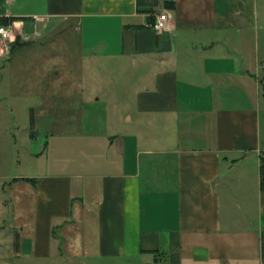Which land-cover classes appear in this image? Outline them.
<instances>
[{
	"label": "crops",
	"instance_id": "1",
	"mask_svg": "<svg viewBox=\"0 0 264 264\" xmlns=\"http://www.w3.org/2000/svg\"><path fill=\"white\" fill-rule=\"evenodd\" d=\"M8 18L44 39L12 58L67 25L65 37L81 36L86 77L71 79L66 61L62 99L67 115L80 100L77 121L94 129L79 134L75 161L30 178L35 214L19 257L63 256L88 217L86 256L100 263L264 264V0H0ZM99 62L127 77L102 86ZM110 106L125 118L103 127L96 116Z\"/></svg>",
	"mask_w": 264,
	"mask_h": 264
},
{
	"label": "rangeland",
	"instance_id": "2",
	"mask_svg": "<svg viewBox=\"0 0 264 264\" xmlns=\"http://www.w3.org/2000/svg\"><path fill=\"white\" fill-rule=\"evenodd\" d=\"M64 28L66 29L62 32ZM64 28L53 35L54 43L47 44V48H27L13 58V51L19 46L15 45L17 39L20 38V42L27 45L33 39L41 37V29L31 34H23L26 35L24 37L13 32L9 40L0 39L2 53L4 51L10 56L0 59V264H104L86 256L88 248L84 239L93 227L92 224L88 227V217L76 220L79 225L76 235L70 247L62 246L68 249L63 251V256L57 252V256L51 258L18 256L21 239L29 236L35 214V203L29 196L33 185L23 178L47 173L48 164L54 166L52 162H56V159L75 161L79 154V134L94 130L86 127L89 118L82 116L81 121H77L76 112L80 102L77 98H73L70 108L75 114H66V102L62 99L64 88L60 81L62 70L66 71V61H70L67 63L72 65L71 79L85 78L86 73H81L78 62L79 43L81 44L82 38L79 35L65 37L63 33H71V27L67 25ZM66 38L68 41H65ZM38 40L44 42V39ZM99 64L101 66L94 68L93 72L100 77L102 86L106 79L111 81L114 77L118 81L127 77L128 67H118L114 62ZM97 108L102 109V104L97 105ZM115 110V107L110 106L106 111L108 114L96 116L98 122L105 127L109 120L111 125L117 126L124 121L125 116L112 114ZM262 120L264 139V107ZM71 168L76 169L77 164L73 163ZM74 215L76 217V211ZM136 261H107L105 264H140Z\"/></svg>",
	"mask_w": 264,
	"mask_h": 264
},
{
	"label": "built area",
	"instance_id": "3",
	"mask_svg": "<svg viewBox=\"0 0 264 264\" xmlns=\"http://www.w3.org/2000/svg\"><path fill=\"white\" fill-rule=\"evenodd\" d=\"M169 19V14L167 13L159 15L156 21L152 24V28L157 32L166 30ZM13 32L14 30L12 28L0 26V39L9 40V38H12L11 36L14 34Z\"/></svg>",
	"mask_w": 264,
	"mask_h": 264
},
{
	"label": "trees",
	"instance_id": "4",
	"mask_svg": "<svg viewBox=\"0 0 264 264\" xmlns=\"http://www.w3.org/2000/svg\"><path fill=\"white\" fill-rule=\"evenodd\" d=\"M16 21H28V19H26V18H8V19L1 20L0 21V25L5 26V27H8V26L12 25ZM23 44L24 43L20 42V38H18L15 45L17 46V45H23ZM263 170H264V167L262 168V174L264 173ZM23 179H25V181L30 182V183L31 182H34L30 178H23ZM19 180H22V179H19ZM19 180H17V181H19ZM17 246L19 247V243L17 244Z\"/></svg>",
	"mask_w": 264,
	"mask_h": 264
}]
</instances>
